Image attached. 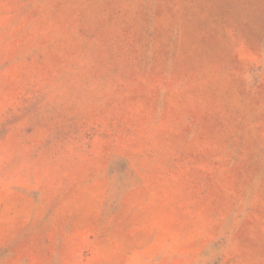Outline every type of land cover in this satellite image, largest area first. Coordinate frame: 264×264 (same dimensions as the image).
<instances>
[{"label":"rangeland","instance_id":"374dc122","mask_svg":"<svg viewBox=\"0 0 264 264\" xmlns=\"http://www.w3.org/2000/svg\"><path fill=\"white\" fill-rule=\"evenodd\" d=\"M0 264H264V0H0Z\"/></svg>","mask_w":264,"mask_h":264}]
</instances>
